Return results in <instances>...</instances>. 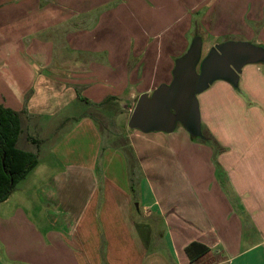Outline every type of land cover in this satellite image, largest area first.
Returning <instances> with one entry per match:
<instances>
[{
	"label": "crops",
	"instance_id": "crops-1",
	"mask_svg": "<svg viewBox=\"0 0 264 264\" xmlns=\"http://www.w3.org/2000/svg\"><path fill=\"white\" fill-rule=\"evenodd\" d=\"M110 1H0V104L18 114L20 134L41 130L38 118L52 112L43 103L68 107L78 96L88 108L62 118L77 123L67 147L51 148L61 157L39 187L41 211L0 216L3 264H264V63L243 66L236 87L218 80L197 95L204 137L222 138L219 118L245 124L217 158L214 141L184 128L127 127L124 147L103 125L171 81L177 39L191 28L209 38L203 56L233 39L264 48V0H127L106 10ZM26 19L30 30L12 35ZM89 127L96 142L84 154L77 137Z\"/></svg>",
	"mask_w": 264,
	"mask_h": 264
},
{
	"label": "rangeland",
	"instance_id": "rangeland-1",
	"mask_svg": "<svg viewBox=\"0 0 264 264\" xmlns=\"http://www.w3.org/2000/svg\"><path fill=\"white\" fill-rule=\"evenodd\" d=\"M0 1H2V0H0ZM126 1L127 0H116V1L112 0L109 3H107L105 9L108 10V8L113 9V8H118L120 6H124L126 4ZM133 13L134 12H132L130 9L127 11H123L122 14L127 15V18H126V16H125V18L123 17V22L131 21V19L134 18ZM29 21H30V19H26L23 22L24 25H22V28L19 26H12L11 27L12 35L15 34L17 36V35L22 34L23 33V31H22L23 27H24V33L29 31L31 28V26H30L31 21L30 22ZM0 24L3 27L7 26L6 21H4L3 23L0 21ZM137 28H139L141 34H142V31L146 32L148 29V28L145 29V27H142L140 24H137ZM191 33H192V35L189 34L188 38L185 36L184 37L182 36V38L180 37L177 39L178 43H177L176 51L173 54V59H172L173 62L172 63H174L175 59L182 56L186 52V50L188 48L187 46H189L194 33L198 34V36L200 37V39L202 41V47H201L202 57L205 54V47H206V45H208V42H209L208 39L209 38H207L204 34H202V32H199L198 29H196V28H191ZM116 34L118 35L119 33L117 32ZM141 34L139 33V35H141ZM148 39H146V41L148 40V43H146V41L144 42L145 46H147L148 44H150L152 42V40L150 38H148ZM183 41L186 42L185 48L183 47L184 45H182ZM232 41H238V40L233 39ZM155 45H156L155 42H153L152 45H148V46L152 47V50H151V48L148 49V55L150 52H153V50H155ZM145 46H144V48H145ZM146 49H147V47H146ZM127 52H129V54L131 56H134V55H132L133 53H132L131 49H128ZM134 52H136V51H134ZM104 55H106V54H104L102 51V57H104ZM148 55H147V57H148ZM147 59L148 58H146V60ZM135 62H137V60ZM162 62L163 63L165 62V57H162ZM132 67L133 66H130V68H132ZM80 92H81V90L78 93L79 96H81ZM44 98L42 99L43 102H45L44 100H46V101L49 100V97H44ZM60 101H62V100H60ZM105 102L106 101H104V104H105ZM43 104H45V107L47 109L52 110V112H49L48 114L42 113L41 116L38 118L39 121L41 122L40 124L42 125L41 130L38 131V130L31 129V128H27V130H24L21 132V134H19L18 141H17V148H19L20 150L32 153L34 156H36V161H37L36 165L37 166L39 165V167H37V166H36L37 168L34 167L32 170L28 171L24 175L23 178L17 180L16 183L14 184L12 191H11V194L8 196V198L5 201L0 202V216H2V217L3 216L8 217L17 210L27 212L28 214H30V217L31 216L34 217V213L41 211L39 205L37 204V202H38L37 196L41 194V192L39 191V187L42 183L49 181V178L51 177L52 173H54V171H56V169L58 167V165L56 164V161L57 160L60 161V157H61L55 151V149L53 150V152L55 154H53L51 152V148L54 147L56 144H58L59 146L63 145L64 147H67L66 134L69 130H71L73 127H75L76 123H77V121H73V119H71L69 121H63L62 118H65L67 116V114L71 113V111L74 113V115H80V114H83L88 109L87 106H85V104H84V100H81V98L78 96H77V100H75V103L68 106V107H66V104L61 105V102H60L61 106H59L57 109L54 106H51V104L48 102L43 103ZM54 104H57V103H54ZM42 109L45 110V108H42ZM93 110H94V108L89 109L88 112H91V114H92ZM98 110H100V112H101L102 106L100 108H98ZM78 117H76V119ZM36 119L37 118H32L33 121ZM94 119H96V121H97L96 124L98 125V127L102 128L103 123H102L101 118L100 119L94 118ZM116 119L112 118L111 123L106 122V124H103V125H106V128L109 127L112 131H115L117 134V138L115 139V143L118 145L122 144L125 147V145L127 144V140L124 138V134H126L128 131H130L129 129H128V131L126 129L127 128V122H128L129 118H123L121 122L119 121V118H116ZM215 126H216L215 129L217 131V134L221 135V137L223 138V139L219 138L218 140H216L214 138V136H212L210 134V136H211L210 139L212 141H214V146L213 145H210V146L213 147L214 151L217 152L214 155V158L215 157L217 158L219 153H220V150L221 149L225 150L224 147H226V146L224 144H226L227 142L228 143L231 142V146H232L233 141L235 143L239 142V139L236 136L238 133H241L243 131L245 124H244L242 118H219V120H217V123L215 124ZM83 128H85L84 124L82 126V129ZM176 129L177 130H183V128L179 125L176 127ZM122 132H123V138H120L121 137L120 134ZM227 134H229L231 136L234 135L235 137L227 139ZM26 136H30L33 138L38 137L41 140L40 141L36 140V144L35 143L34 144L33 143H27L30 140L28 138H26ZM77 141L79 142V146L83 149L84 154H87L90 151V147H91V151H92V148L96 142V139H95V136L92 132V129L90 127L87 128L84 131V133L81 134L80 137H77ZM113 142H114V140H113ZM10 182H11V180H10ZM135 204H137L136 201H134V207H135ZM236 206H237V204H236ZM135 211L137 212L136 207H135ZM32 221H33V219H32ZM252 241H255L254 238H252ZM263 250H264V247H263ZM0 264H3V261L1 260V254H0Z\"/></svg>",
	"mask_w": 264,
	"mask_h": 264
},
{
	"label": "water",
	"instance_id": "water-1",
	"mask_svg": "<svg viewBox=\"0 0 264 264\" xmlns=\"http://www.w3.org/2000/svg\"><path fill=\"white\" fill-rule=\"evenodd\" d=\"M201 47L200 37H194L186 52L175 59L171 81L138 97L128 129L171 133L180 125L189 136L201 138L197 95L218 80L236 87L243 66L264 63V48L248 42L216 44L203 57Z\"/></svg>",
	"mask_w": 264,
	"mask_h": 264
},
{
	"label": "trees",
	"instance_id": "trees-1",
	"mask_svg": "<svg viewBox=\"0 0 264 264\" xmlns=\"http://www.w3.org/2000/svg\"><path fill=\"white\" fill-rule=\"evenodd\" d=\"M20 131L18 114L0 104V202L8 198L17 180L37 166L36 156L17 148ZM190 138L206 143L210 140L203 135Z\"/></svg>",
	"mask_w": 264,
	"mask_h": 264
}]
</instances>
